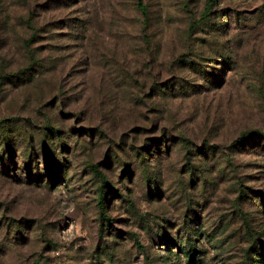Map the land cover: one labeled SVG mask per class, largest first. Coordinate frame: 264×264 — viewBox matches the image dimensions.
I'll list each match as a JSON object with an SVG mask.
<instances>
[{
  "label": "rangeland",
  "instance_id": "1",
  "mask_svg": "<svg viewBox=\"0 0 264 264\" xmlns=\"http://www.w3.org/2000/svg\"><path fill=\"white\" fill-rule=\"evenodd\" d=\"M137 1L0 0V264H264V0Z\"/></svg>",
  "mask_w": 264,
  "mask_h": 264
},
{
  "label": "trees",
  "instance_id": "2",
  "mask_svg": "<svg viewBox=\"0 0 264 264\" xmlns=\"http://www.w3.org/2000/svg\"><path fill=\"white\" fill-rule=\"evenodd\" d=\"M136 5H137L138 9L140 10V13H141L142 15H144L145 10H144V7H143V5L141 4L140 0H138V1L136 2ZM101 186H103V185H101ZM100 193L102 194V190H101V189H100ZM103 207H104V205H103V195H101V197H100V199H99V201H98V209H99L101 215L103 216V219H104L105 222H106L105 225H109V224H110V221H109V218H108V217L106 216V214L104 213Z\"/></svg>",
  "mask_w": 264,
  "mask_h": 264
}]
</instances>
